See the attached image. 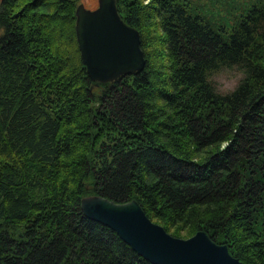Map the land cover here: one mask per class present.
<instances>
[{
	"label": "trees",
	"instance_id": "trees-1",
	"mask_svg": "<svg viewBox=\"0 0 264 264\" xmlns=\"http://www.w3.org/2000/svg\"><path fill=\"white\" fill-rule=\"evenodd\" d=\"M216 1L116 0L145 63L94 80L77 0H0V264H157L83 212L90 192L264 264V0ZM221 63L247 70L223 98L203 76Z\"/></svg>",
	"mask_w": 264,
	"mask_h": 264
},
{
	"label": "water",
	"instance_id": "water-1",
	"mask_svg": "<svg viewBox=\"0 0 264 264\" xmlns=\"http://www.w3.org/2000/svg\"><path fill=\"white\" fill-rule=\"evenodd\" d=\"M75 31L81 60L94 80H113L141 69L145 56L140 32L121 16L116 0L75 7ZM83 212L113 228L138 253L157 264H244L228 245L202 228L188 236L169 232L132 197L115 200L98 192L80 198Z\"/></svg>",
	"mask_w": 264,
	"mask_h": 264
},
{
	"label": "clouds",
	"instance_id": "clouds-1",
	"mask_svg": "<svg viewBox=\"0 0 264 264\" xmlns=\"http://www.w3.org/2000/svg\"><path fill=\"white\" fill-rule=\"evenodd\" d=\"M206 84L218 97L236 94L247 79V70L238 64L221 63L203 73Z\"/></svg>",
	"mask_w": 264,
	"mask_h": 264
},
{
	"label": "rangeland",
	"instance_id": "rangeland-1",
	"mask_svg": "<svg viewBox=\"0 0 264 264\" xmlns=\"http://www.w3.org/2000/svg\"><path fill=\"white\" fill-rule=\"evenodd\" d=\"M78 2L79 1H83L85 5L87 6H94L96 3H97V0H77ZM224 1L225 0H217L216 2L218 4H220V6H223L224 5ZM211 5V4H210ZM212 8L210 9L212 12H214L215 15H218V14H221L222 11H220L217 7H215L213 4L211 5ZM210 6V7H211Z\"/></svg>",
	"mask_w": 264,
	"mask_h": 264
},
{
	"label": "flooded vegetation",
	"instance_id": "flooded-vegetation-1",
	"mask_svg": "<svg viewBox=\"0 0 264 264\" xmlns=\"http://www.w3.org/2000/svg\"><path fill=\"white\" fill-rule=\"evenodd\" d=\"M98 1V0H97ZM97 5V3L94 5V6H96ZM87 6V5H86ZM94 6H89V7H94Z\"/></svg>",
	"mask_w": 264,
	"mask_h": 264
},
{
	"label": "bare ground",
	"instance_id": "bare-ground-1",
	"mask_svg": "<svg viewBox=\"0 0 264 264\" xmlns=\"http://www.w3.org/2000/svg\"><path fill=\"white\" fill-rule=\"evenodd\" d=\"M122 16V15H121Z\"/></svg>",
	"mask_w": 264,
	"mask_h": 264
}]
</instances>
